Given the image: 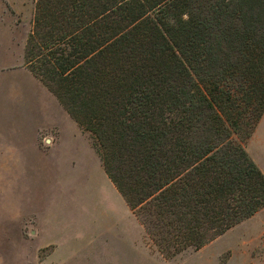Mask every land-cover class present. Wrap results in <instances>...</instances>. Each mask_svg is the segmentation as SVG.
<instances>
[{
  "label": "trees",
  "instance_id": "obj_1",
  "mask_svg": "<svg viewBox=\"0 0 264 264\" xmlns=\"http://www.w3.org/2000/svg\"><path fill=\"white\" fill-rule=\"evenodd\" d=\"M24 59L163 256L264 208V0H35Z\"/></svg>",
  "mask_w": 264,
  "mask_h": 264
},
{
  "label": "rangeland",
  "instance_id": "obj_2",
  "mask_svg": "<svg viewBox=\"0 0 264 264\" xmlns=\"http://www.w3.org/2000/svg\"><path fill=\"white\" fill-rule=\"evenodd\" d=\"M34 6L0 0V264H58L41 245L53 231L81 242L67 264H264V208L199 250H157L106 177L96 138L25 64ZM257 126L245 148L258 149L263 117Z\"/></svg>",
  "mask_w": 264,
  "mask_h": 264
},
{
  "label": "crops",
  "instance_id": "obj_3",
  "mask_svg": "<svg viewBox=\"0 0 264 264\" xmlns=\"http://www.w3.org/2000/svg\"><path fill=\"white\" fill-rule=\"evenodd\" d=\"M262 117L264 118V113L261 116V118H260L258 123H260ZM256 127H257V130H258V126H256ZM256 127H255L253 133L251 134V136L249 137V141L252 140L254 135L256 136V134H257L256 133L257 132ZM260 136H261L260 140H258L259 137H257V144H258L257 147H258V149H254L253 147H248V145L246 143V150H247L248 154L250 155V157L253 159V161L257 164V166L264 173V134L260 133ZM105 175H106V173H105ZM106 177L108 178L107 175H106ZM94 184H95L94 186L97 185L96 183H94ZM46 198H47V196H46ZM258 212H260V211H258ZM40 234H42V233H40ZM80 243L81 242L76 240L73 236H70V235H65L64 236V235H61L60 233H57V232H54V231L49 233L48 235L42 234V237H41V245H43V246L52 245L53 246L52 250L50 252V255H49V258H50L49 261L51 263L57 261L58 264H60V263L67 264L73 258V256L75 255L72 252V248L75 247L77 244H80ZM88 243H89V237L87 236L85 238V244H88Z\"/></svg>",
  "mask_w": 264,
  "mask_h": 264
}]
</instances>
